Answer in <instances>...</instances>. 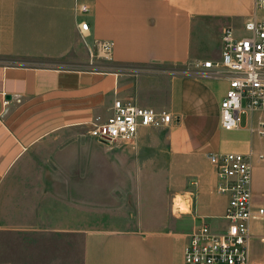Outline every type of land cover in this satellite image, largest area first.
<instances>
[{"label":"crops","instance_id":"obj_1","mask_svg":"<svg viewBox=\"0 0 264 264\" xmlns=\"http://www.w3.org/2000/svg\"><path fill=\"white\" fill-rule=\"evenodd\" d=\"M254 2L0 0V231L40 232L56 239V264H184L190 230L204 221L215 224L228 203L216 190L209 154L264 145L251 134L247 119L235 129L221 126L220 102L229 79L197 66L199 59L220 58L224 27H240ZM81 4L89 9L81 11ZM83 20L89 24L84 34ZM215 39L217 50L212 51ZM99 41L112 44L113 67L96 65ZM173 65L190 71L179 73ZM129 97L180 119L161 132L155 129L157 138L151 136L153 129L141 128L137 148L120 144L115 149L143 167L146 160L140 163V157L158 151L173 173L181 169L175 188L190 201L193 213L177 214L167 228L147 229L144 212L137 226L83 225L79 204L74 203L73 218L67 217L61 198L51 202L53 191L42 185L50 177L28 169L50 166L43 150L51 142L104 122L114 101ZM107 146L97 144L100 151H108ZM104 163L109 167V161ZM141 178L138 170L134 181ZM250 187L254 203L264 204V164L254 162Z\"/></svg>","mask_w":264,"mask_h":264},{"label":"built area","instance_id":"obj_2","mask_svg":"<svg viewBox=\"0 0 264 264\" xmlns=\"http://www.w3.org/2000/svg\"><path fill=\"white\" fill-rule=\"evenodd\" d=\"M79 9L87 11L89 7L81 4ZM88 29V22L83 20V34ZM98 45L110 56L109 41H99ZM197 66L229 79L220 102L221 126L227 130L239 127L241 114L246 113L251 134L264 140V0H255L252 14L240 27H224L219 59L202 58L197 60ZM179 120L164 108L138 104L134 97L118 98L109 118L91 123L87 132L100 141L129 142L141 128L166 127ZM209 159L216 169V190L228 198L223 215L227 227L216 231L204 221L194 228L184 249V264H251V227L254 222L264 224V204L254 203L250 183L254 162L264 164V145L247 152H212ZM189 195L191 200L192 192ZM260 237L264 241V234Z\"/></svg>","mask_w":264,"mask_h":264},{"label":"rangeland","instance_id":"obj_3","mask_svg":"<svg viewBox=\"0 0 264 264\" xmlns=\"http://www.w3.org/2000/svg\"><path fill=\"white\" fill-rule=\"evenodd\" d=\"M237 32L241 33L239 30ZM217 44V39L213 40L209 49L217 50ZM99 54L101 59L96 63L97 66L113 67L109 56L103 51H99ZM175 67L179 73L190 71L188 67L173 65ZM246 117V113L241 114L242 123L246 122ZM147 128L161 132L165 127ZM87 130H72L51 142L43 150L44 156L51 162L50 166L28 168L32 174L50 177V183L42 185L46 184L47 188L50 186L51 192L53 191L51 202H57L61 198L59 202L65 204V210L69 214L67 217L73 218L74 203H78L83 225L125 227L137 226L141 213L144 212L146 227L149 229L158 227L159 224L167 228L165 224L171 223L172 218L175 224L177 214L181 216L193 213L190 201L184 200L181 192L175 188L181 183V169L173 173V167L169 166V160L164 155L160 156L158 151L147 152L145 157L139 159L140 163L146 160V166H137L132 157L128 161L126 157H122L121 151L115 149L120 144L128 145L131 149L137 148L138 135L129 142H110L91 137ZM156 132H150L151 136L157 138ZM99 143L110 146H107L108 151H100L101 147H97ZM69 144L73 147L65 150ZM105 161H109V167L105 166ZM128 162L129 166L125 167ZM138 170L142 178L136 182L134 180L138 178ZM176 204L188 210L180 211ZM255 224L251 237L250 260L251 264H264V241L260 239V235L264 234V224ZM211 225L216 231H221L226 229L227 221L219 218ZM53 244L56 245V239L52 240L40 232L24 234L0 231V264H56L57 261L52 256Z\"/></svg>","mask_w":264,"mask_h":264},{"label":"bare ground","instance_id":"obj_4","mask_svg":"<svg viewBox=\"0 0 264 264\" xmlns=\"http://www.w3.org/2000/svg\"><path fill=\"white\" fill-rule=\"evenodd\" d=\"M176 205H178V204H176ZM178 207H179V208H181L182 210L184 209V208H183V207H181L180 205H178Z\"/></svg>","mask_w":264,"mask_h":264}]
</instances>
